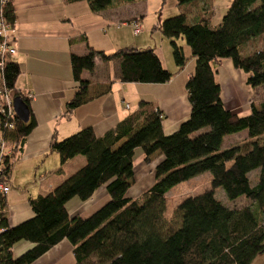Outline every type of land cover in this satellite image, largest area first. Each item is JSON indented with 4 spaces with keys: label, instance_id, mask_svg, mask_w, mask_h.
<instances>
[{
    "label": "trees",
    "instance_id": "trees-1",
    "mask_svg": "<svg viewBox=\"0 0 264 264\" xmlns=\"http://www.w3.org/2000/svg\"><path fill=\"white\" fill-rule=\"evenodd\" d=\"M70 1H85L91 12H98L113 4L142 0ZM199 1L175 0V5L193 7ZM11 2L0 0V20L10 29L14 23ZM198 12L193 18L181 12L152 27L168 40L177 69L187 61L177 44L180 39L194 61L184 84L187 119L164 135L163 114L139 101L134 111L99 137L86 127L60 141L52 140L48 150L58 157L56 173L76 156L85 162L47 194L28 198L33 216L16 226L7 225L0 198V264H31L61 240L70 244L75 264H250L264 252V101L258 107L250 103L249 112L239 116L221 103L216 81L221 61L229 60L244 76L246 87H264V0H231L214 28L209 26V15ZM110 61H117L122 83L164 84L171 78L152 50L125 47L104 54L86 46L84 55L69 58L77 88L65 104L64 116L87 101L88 82L80 78L81 72H92L97 63ZM0 63V87L12 98L20 97L28 109L25 123L14 118L11 129L2 128L1 138L10 145L13 160L35 121L29 96L15 90L18 65L1 56ZM243 131V141L222 146L225 137ZM136 149L144 164L154 154L161 159L153 169L152 185L132 199L125 194L133 182ZM8 158L3 160L1 183L11 170ZM255 171L251 185L248 175ZM204 172L210 176L209 188L182 199L175 206L179 226L160 232L165 194ZM101 187L108 198L103 205L87 217L68 218L70 200L85 202ZM216 189L228 201L242 197L249 205L227 208L214 198ZM19 242L32 247L14 258L12 251Z\"/></svg>",
    "mask_w": 264,
    "mask_h": 264
},
{
    "label": "crops",
    "instance_id": "crops-1",
    "mask_svg": "<svg viewBox=\"0 0 264 264\" xmlns=\"http://www.w3.org/2000/svg\"><path fill=\"white\" fill-rule=\"evenodd\" d=\"M11 3L14 23L9 36L15 53L8 59L20 70L15 90L29 96V110L35 127L25 138L21 151L13 160L8 158L11 170L3 184L9 191L0 198L5 205L3 211L9 227L33 216L28 198L47 194L85 162L83 157L76 156L64 164L61 173H56L58 157L48 150L52 140L60 141L86 127L99 137L134 111L139 101L150 103L163 114L162 132L169 135L189 115L184 84L193 70L192 59L185 55L190 63L188 66L185 64L177 69L173 65L168 40L163 41L159 32L152 29L161 20L155 21L148 30L143 29L139 20L142 9L127 11L135 3L113 4L98 12H91L85 1L12 0ZM132 23L140 29L136 36L132 33ZM154 33L157 34L153 40L148 35ZM86 46L104 54L125 47L152 50L171 78L164 84L122 83L118 79L117 61L97 63L92 72L82 71L80 75L88 82L87 101L64 116L65 104L77 88L71 78L69 58L84 55ZM179 46L184 54L183 46ZM241 75L229 60L221 61L216 71L221 103L231 112L237 104L234 83L237 78H242ZM8 148L11 150L10 145ZM160 159L159 154H154L150 163L144 164L141 151L136 149L133 182L137 175L138 180L146 177L152 180L153 169ZM107 199L104 187L85 202L72 199L66 204L68 218L87 217ZM31 247L32 244L19 242L12 255L18 257ZM71 249L66 240H61L31 264H75Z\"/></svg>",
    "mask_w": 264,
    "mask_h": 264
},
{
    "label": "rangeland",
    "instance_id": "rangeland-1",
    "mask_svg": "<svg viewBox=\"0 0 264 264\" xmlns=\"http://www.w3.org/2000/svg\"><path fill=\"white\" fill-rule=\"evenodd\" d=\"M231 0H200L195 6L189 7V5H183L181 7L175 5V0H143V2L135 3L129 9L128 12L134 11L138 8L142 9V17L139 19L142 22L140 24L143 29H149L155 21L164 20L167 18H171L181 12H188L189 18H193L195 14L199 11H204V15H209V26L211 28L216 27L221 17L224 15L227 7L229 6ZM139 6V7H138ZM198 8V9H197ZM199 13V12H198ZM200 14V13H199ZM137 25V24H136ZM157 33L151 36L154 40V36ZM147 36V37H148ZM151 39V38H149ZM162 40L166 41V39ZM167 42V41H166ZM177 44L182 45L184 48V55L189 57V52L184 44V42L180 39L177 41ZM192 67L194 66V61L190 62ZM187 61V65L189 64ZM174 71H171L173 73ZM241 79L237 78L235 84L234 91L237 95V104L234 108H232L233 112L239 116H244L249 112V104L252 103L255 107L264 101V87L258 88H249L246 87L244 83V76L241 75ZM217 79V78H216ZM246 138V133L240 132L230 137H227L224 141V146L238 144ZM7 144V143H6ZM9 144H7L8 146ZM8 151L11 152L8 148ZM56 156V155H54ZM9 157V156H8ZM134 162L137 163V157L134 158ZM71 173V172H68ZM72 174V173H71ZM70 175V174H68ZM257 172H251L248 175V179L250 184L255 183ZM138 175L135 177L136 182H132L130 188L126 192V197L138 199L141 193L146 190L153 183V179L150 177H146L145 179H139ZM153 178V175H152ZM143 181V182H141ZM210 184V176L207 172H204L200 175H197L188 181L177 184L172 187L165 194V211H164V219L162 223L159 225V231L165 233L168 229L176 228L179 226L180 218L179 214L175 212V206L184 198L195 196L201 193L203 190L208 189ZM214 198L221 202L225 207L230 209H240L246 205H249V202L245 199L238 198L234 201H228L223 194L221 189H216L214 192ZM86 217V216H84ZM82 217V218H84ZM250 264H264V252L260 255H257Z\"/></svg>",
    "mask_w": 264,
    "mask_h": 264
},
{
    "label": "built area",
    "instance_id": "built-area-1",
    "mask_svg": "<svg viewBox=\"0 0 264 264\" xmlns=\"http://www.w3.org/2000/svg\"><path fill=\"white\" fill-rule=\"evenodd\" d=\"M131 28L134 36L140 33L138 25L132 23ZM9 32V26L0 20V38H2V42L0 43V56L2 58L12 56L15 53ZM14 118H16V116L12 107L11 94L5 88L0 87V171L3 167V160L10 155L6 142L1 138L2 128L6 130L11 129V120ZM8 191V186L0 182V196L6 194Z\"/></svg>",
    "mask_w": 264,
    "mask_h": 264
},
{
    "label": "water",
    "instance_id": "water-1",
    "mask_svg": "<svg viewBox=\"0 0 264 264\" xmlns=\"http://www.w3.org/2000/svg\"><path fill=\"white\" fill-rule=\"evenodd\" d=\"M12 107L16 118L25 123L28 119V109L26 105L21 101L20 97L12 98Z\"/></svg>",
    "mask_w": 264,
    "mask_h": 264
}]
</instances>
